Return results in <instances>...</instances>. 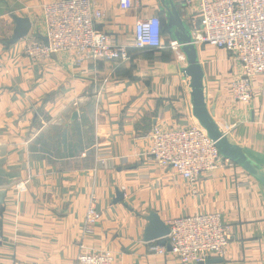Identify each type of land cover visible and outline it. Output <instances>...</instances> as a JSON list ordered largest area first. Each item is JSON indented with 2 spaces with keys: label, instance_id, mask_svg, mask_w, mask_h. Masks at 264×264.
Listing matches in <instances>:
<instances>
[{
  "label": "crops",
  "instance_id": "0c3cea01",
  "mask_svg": "<svg viewBox=\"0 0 264 264\" xmlns=\"http://www.w3.org/2000/svg\"><path fill=\"white\" fill-rule=\"evenodd\" d=\"M49 1L0 0V264H75L82 244L110 251L121 264H182L172 251H149V215L169 225L212 212L221 213L229 245L223 257L201 264H264V186L257 179L223 161L190 182L149 157L155 127L199 123L181 50L136 46L137 22L153 16L165 44L176 40L162 0H132L130 9L121 0H95L104 12L96 27L126 47L123 61L77 52L28 57L26 40L44 35L42 5ZM198 1L172 0L190 31ZM12 15L30 17L33 28L8 44ZM197 50L209 112L264 166V74L255 77L252 98L239 103L230 90L241 73L236 60L214 46ZM91 194L102 219L85 235Z\"/></svg>",
  "mask_w": 264,
  "mask_h": 264
},
{
  "label": "built area",
  "instance_id": "2783aa9c",
  "mask_svg": "<svg viewBox=\"0 0 264 264\" xmlns=\"http://www.w3.org/2000/svg\"><path fill=\"white\" fill-rule=\"evenodd\" d=\"M198 3L199 15L190 20L193 43L223 49L236 60L241 73L231 79L230 90L236 101L245 104L253 96L255 77L264 74V0H199ZM120 5L130 9L133 3L121 0ZM103 18L104 12L95 0L46 2L42 5V24L49 42L28 38L26 55L45 59L53 53L77 52L94 59L127 60L126 47L113 43L108 34L97 29L96 24ZM135 37L139 48L181 50L177 40L165 44L158 16L139 20ZM180 58L186 60L183 52ZM151 139L149 157L190 182L211 173L223 161L231 162L200 123L169 130L155 127ZM101 219L97 198L91 194L83 233L93 234ZM169 227L170 233L164 238L166 244L153 241L149 251L160 255L172 251L182 264H201L209 255L223 257L229 245V233L218 212L178 217L169 222ZM75 264L121 263L110 251L86 249L82 244Z\"/></svg>",
  "mask_w": 264,
  "mask_h": 264
},
{
  "label": "water",
  "instance_id": "95a60500",
  "mask_svg": "<svg viewBox=\"0 0 264 264\" xmlns=\"http://www.w3.org/2000/svg\"><path fill=\"white\" fill-rule=\"evenodd\" d=\"M164 10L167 14L166 27L168 30H174L175 39L181 43V50L186 56L187 66L183 68L184 73L190 77V86L192 89L193 114L200 125L207 132L208 136L216 143L221 154L232 162L241 166L250 175L257 179L264 186V166L247 156L244 150L234 144L227 133H225L214 120L209 112L205 100V83L202 64L199 61L197 46L193 43L192 33L187 29V25L181 17V14L172 0H162ZM15 28L8 44H14L19 40L28 37L33 22L30 17H21L12 15ZM38 37L48 44V37L39 34ZM78 117V112L74 113V118ZM122 195H118L121 199ZM170 233V227L160 217L151 213L149 215V226L145 232L146 241H159L161 245L166 244L164 239ZM168 250L171 247L168 246Z\"/></svg>",
  "mask_w": 264,
  "mask_h": 264
},
{
  "label": "trees",
  "instance_id": "16d2710c",
  "mask_svg": "<svg viewBox=\"0 0 264 264\" xmlns=\"http://www.w3.org/2000/svg\"><path fill=\"white\" fill-rule=\"evenodd\" d=\"M161 27H163V24H162V22H161ZM166 28V27H165ZM162 31H163V28H162ZM159 242V241H158ZM160 243V242H159Z\"/></svg>",
  "mask_w": 264,
  "mask_h": 264
}]
</instances>
